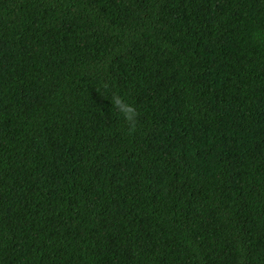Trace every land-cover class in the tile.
<instances>
[{"label": "trees", "instance_id": "trees-1", "mask_svg": "<svg viewBox=\"0 0 264 264\" xmlns=\"http://www.w3.org/2000/svg\"><path fill=\"white\" fill-rule=\"evenodd\" d=\"M0 264H264V0H0Z\"/></svg>", "mask_w": 264, "mask_h": 264}, {"label": "clouds", "instance_id": "clouds-1", "mask_svg": "<svg viewBox=\"0 0 264 264\" xmlns=\"http://www.w3.org/2000/svg\"><path fill=\"white\" fill-rule=\"evenodd\" d=\"M111 102L115 109H119V113L123 115V118L129 122V130L132 131L135 128L137 122V111L134 107L125 103L124 99L118 94H114L111 98Z\"/></svg>", "mask_w": 264, "mask_h": 264}]
</instances>
